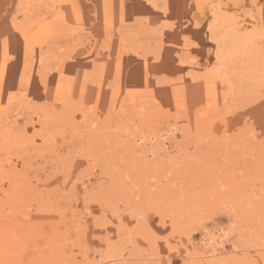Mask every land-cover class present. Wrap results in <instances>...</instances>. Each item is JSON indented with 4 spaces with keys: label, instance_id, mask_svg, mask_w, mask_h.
Listing matches in <instances>:
<instances>
[{
    "label": "rangeland",
    "instance_id": "rangeland-1",
    "mask_svg": "<svg viewBox=\"0 0 264 264\" xmlns=\"http://www.w3.org/2000/svg\"><path fill=\"white\" fill-rule=\"evenodd\" d=\"M263 51L264 0H0V264H264Z\"/></svg>",
    "mask_w": 264,
    "mask_h": 264
},
{
    "label": "bare ground",
    "instance_id": "bare-ground-1",
    "mask_svg": "<svg viewBox=\"0 0 264 264\" xmlns=\"http://www.w3.org/2000/svg\"><path fill=\"white\" fill-rule=\"evenodd\" d=\"M220 22V21H219ZM226 27V26H225ZM239 34V33H238ZM228 35V34H227ZM222 39V38H221ZM223 41V40H222ZM247 41V40H246ZM244 43V42H243ZM251 45V44H250ZM247 46V45H246ZM254 49H255V47H254ZM259 50V49H258ZM261 50V49H260ZM228 53V52H227ZM262 53H264V51L262 52ZM229 55H230V53H229ZM218 59V58H217ZM16 115V114H15ZM164 137V136H163ZM216 238V237H215ZM206 243L207 244H209L210 242H213V241H215V242H218V239L216 240V239H212V238H208V239H206ZM206 244V245H207Z\"/></svg>",
    "mask_w": 264,
    "mask_h": 264
}]
</instances>
